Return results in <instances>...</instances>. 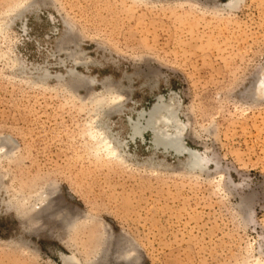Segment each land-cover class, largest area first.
Instances as JSON below:
<instances>
[{"label": "rangeland", "instance_id": "1", "mask_svg": "<svg viewBox=\"0 0 264 264\" xmlns=\"http://www.w3.org/2000/svg\"><path fill=\"white\" fill-rule=\"evenodd\" d=\"M230 1L0 0V264H264V0ZM157 104L205 166L133 138Z\"/></svg>", "mask_w": 264, "mask_h": 264}, {"label": "bare ground", "instance_id": "2", "mask_svg": "<svg viewBox=\"0 0 264 264\" xmlns=\"http://www.w3.org/2000/svg\"><path fill=\"white\" fill-rule=\"evenodd\" d=\"M236 2V0H231L228 6H235L237 5ZM261 93H264L263 89H261ZM132 129L134 139L137 136H143L148 129L153 131V143H155L156 146H161L164 149L172 150L177 154L186 153L188 156V165L192 169L196 170L197 168H202L203 166H205V160L200 154V152L192 148H188L183 144L182 134L184 132V126L180 123L176 112L171 109L170 105L157 104L152 109L150 113V118L147 120V124L145 126H142L140 124L133 123ZM98 134L102 138V144L105 145L107 153L112 156H116L117 148L111 147V143L107 142V138L104 137L105 134L102 133L101 130L98 132ZM8 141L10 143L13 142L10 139H8ZM65 263L71 264V262L68 260H66Z\"/></svg>", "mask_w": 264, "mask_h": 264}]
</instances>
